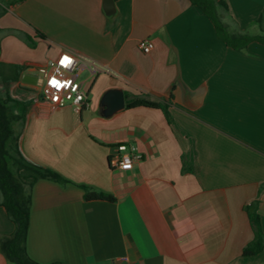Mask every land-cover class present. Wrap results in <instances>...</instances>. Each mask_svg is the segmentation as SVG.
<instances>
[{"label":"crops","instance_id":"obj_1","mask_svg":"<svg viewBox=\"0 0 264 264\" xmlns=\"http://www.w3.org/2000/svg\"><path fill=\"white\" fill-rule=\"evenodd\" d=\"M223 1L230 34L264 37V0ZM0 34V69L21 71L10 93L29 103L21 152L68 181L41 179L32 189V260L264 264V249L243 256L255 238L247 207L257 208L264 233V42L227 44L190 0H115L110 14L104 0H25L0 17ZM143 39L154 42L148 54ZM63 52L102 69L84 71L81 112L53 108L40 83L23 81L41 78ZM111 90L125 106L106 116ZM141 94L168 104L170 120L126 107ZM121 144L141 156L131 170L110 165ZM82 187L115 200L87 201ZM14 231L0 206V245ZM0 264H12L1 246Z\"/></svg>","mask_w":264,"mask_h":264},{"label":"trees","instance_id":"obj_2","mask_svg":"<svg viewBox=\"0 0 264 264\" xmlns=\"http://www.w3.org/2000/svg\"><path fill=\"white\" fill-rule=\"evenodd\" d=\"M25 0H0V17L5 15L10 6ZM199 7L214 23L220 37L227 44H244L249 40L264 42V37H249L244 34H230L224 23V15L228 13V6L223 0H190ZM41 38L43 35L37 33ZM231 42V43H230ZM244 47V46H242ZM20 70L13 67L9 73L0 69V81L5 86V96L0 95V206H2L15 225L11 235H5L1 242V251L12 264H40L32 260L27 253V235L31 219L32 189L38 180L46 179L60 184H67L56 172L29 162L20 149V138L24 128L28 102L15 99L10 93V85L19 80ZM127 108L146 107L160 109L170 120L169 105L151 100L146 94L127 96ZM14 123H18L19 131H15ZM87 201L106 200L115 198L93 189L82 187ZM249 221L255 238L243 249V256L260 254L264 249V233L261 226V217L257 208L247 207ZM52 264H64L55 262Z\"/></svg>","mask_w":264,"mask_h":264},{"label":"built area","instance_id":"obj_3","mask_svg":"<svg viewBox=\"0 0 264 264\" xmlns=\"http://www.w3.org/2000/svg\"><path fill=\"white\" fill-rule=\"evenodd\" d=\"M139 49L148 54L155 45L151 39H143L138 44ZM48 70L42 69L41 87L42 98L48 101L53 108L71 106L77 112L88 107L87 94L84 82L80 79L84 71L98 75L102 69L93 59L72 52H63L56 59L50 60ZM55 81V85L53 84ZM116 153L110 158V165L115 169L131 170L141 156L134 146L121 144ZM127 165V166H126ZM128 262L127 258H124Z\"/></svg>","mask_w":264,"mask_h":264},{"label":"water","instance_id":"obj_4","mask_svg":"<svg viewBox=\"0 0 264 264\" xmlns=\"http://www.w3.org/2000/svg\"><path fill=\"white\" fill-rule=\"evenodd\" d=\"M105 11L110 14L115 10V0H104ZM23 81L28 83L38 84L41 83V78L31 77L29 75L23 76ZM103 103L106 106V116H111L115 112L121 110L125 106V97L122 91L111 90L104 99Z\"/></svg>","mask_w":264,"mask_h":264},{"label":"rangeland","instance_id":"obj_5","mask_svg":"<svg viewBox=\"0 0 264 264\" xmlns=\"http://www.w3.org/2000/svg\"><path fill=\"white\" fill-rule=\"evenodd\" d=\"M1 36H2V34H0V39H1ZM45 69L48 70V67H46ZM87 78H88V74H87V72H83V73L81 74L80 79H81V80H84V79H87ZM87 85L89 86L90 83H88ZM10 90H11V89H10ZM12 93H13V92H12ZM0 95H1L2 97L5 96V88H4L3 84L1 83V81H0ZM13 95L16 96L14 93H13ZM19 128H20L19 124H18V123H14V129H15L16 132L19 131Z\"/></svg>","mask_w":264,"mask_h":264},{"label":"snow or ice","instance_id":"obj_6","mask_svg":"<svg viewBox=\"0 0 264 264\" xmlns=\"http://www.w3.org/2000/svg\"><path fill=\"white\" fill-rule=\"evenodd\" d=\"M55 83H56V82H55V81H53V84H54V85H55ZM126 166H127V165H126Z\"/></svg>","mask_w":264,"mask_h":264}]
</instances>
